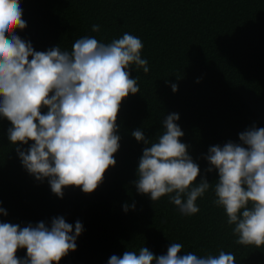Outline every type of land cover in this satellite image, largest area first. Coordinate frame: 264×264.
<instances>
[{"label":"trees","instance_id":"obj_1","mask_svg":"<svg viewBox=\"0 0 264 264\" xmlns=\"http://www.w3.org/2000/svg\"><path fill=\"white\" fill-rule=\"evenodd\" d=\"M20 7L26 27L15 34L35 51L57 46L71 51L84 36L110 43L127 32L142 40L149 72L131 66L140 91L121 103L115 166L90 194L66 187L58 198L47 179L37 181L8 140L10 122L0 117V208L7 213L0 214V222L21 227L39 222L50 227L56 217L73 226L81 222L76 250L59 264H107L112 255L138 253L142 246L160 256L171 243L183 245L180 255L222 250L234 255L235 264H264V246L236 244L234 226L213 204L218 174L206 171L205 159L210 147L239 143L241 132L264 128V0H20ZM93 25L100 31L93 32ZM172 113L179 114L181 142L199 165L196 183L206 179L212 184L191 216L181 215L168 196L152 202L134 183L148 145L131 133L139 129L146 140L155 141ZM29 146L20 147L26 151ZM25 254L24 249L16 253Z\"/></svg>","mask_w":264,"mask_h":264},{"label":"clouds","instance_id":"obj_2","mask_svg":"<svg viewBox=\"0 0 264 264\" xmlns=\"http://www.w3.org/2000/svg\"><path fill=\"white\" fill-rule=\"evenodd\" d=\"M22 15L20 0H0V117L10 122L8 140L25 170L37 181L47 179L58 198L66 187L90 194L103 182L106 170L115 166L121 103L140 91L131 66L149 72L148 61L141 56L143 42L125 32L110 43L84 36L75 40L71 51L59 46L35 51L15 34L26 27ZM92 31L99 32L100 26L93 25ZM171 88L177 91L176 84ZM178 120L179 114H169L155 141L146 140L139 129L131 133L148 145L134 183L137 192L152 202L168 196L181 215L191 216L199 212L196 201L212 184L206 179L196 183L200 168L181 142L184 133ZM29 144L26 151L20 147ZM205 159L206 171L218 174L213 204L234 226L236 244L264 246V128L241 132L239 143L210 147ZM0 214L7 213L0 208ZM82 231L81 222L73 226L63 217L53 218L50 227L44 222L25 227L0 222V264H59L76 250ZM182 248L171 243L166 254L156 256L142 246L138 253L112 255L107 264H235L230 252L180 255ZM20 249L26 250L24 258L16 255Z\"/></svg>","mask_w":264,"mask_h":264}]
</instances>
